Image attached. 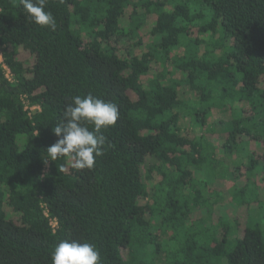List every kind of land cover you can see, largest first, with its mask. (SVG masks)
<instances>
[{"label":"trees","instance_id":"trees-1","mask_svg":"<svg viewBox=\"0 0 264 264\" xmlns=\"http://www.w3.org/2000/svg\"><path fill=\"white\" fill-rule=\"evenodd\" d=\"M45 10L54 32L0 0V264H51L64 239L101 264H264V0ZM89 93L118 105L111 147L92 170L46 160Z\"/></svg>","mask_w":264,"mask_h":264},{"label":"clouds","instance_id":"clouds-1","mask_svg":"<svg viewBox=\"0 0 264 264\" xmlns=\"http://www.w3.org/2000/svg\"><path fill=\"white\" fill-rule=\"evenodd\" d=\"M20 3L31 23L56 31V19L45 10L48 0H20ZM71 100L63 119L52 128L57 140L46 149V160L67 158L76 170H92L96 158L107 151L106 144L111 147L102 133L116 124L119 108L116 103L91 93L75 95ZM51 264H101V256L92 243L64 239L51 252Z\"/></svg>","mask_w":264,"mask_h":264},{"label":"built area","instance_id":"built-area-1","mask_svg":"<svg viewBox=\"0 0 264 264\" xmlns=\"http://www.w3.org/2000/svg\"><path fill=\"white\" fill-rule=\"evenodd\" d=\"M0 66L1 68L5 71V76L8 80L11 79V74L9 73L7 67L3 64V61H2V56H1V53H0ZM38 107H29L28 105L24 104V110H35L37 109ZM47 216V214H45ZM50 224L51 226L54 228L56 227V222L54 219H50Z\"/></svg>","mask_w":264,"mask_h":264},{"label":"rangeland","instance_id":"rangeland-1","mask_svg":"<svg viewBox=\"0 0 264 264\" xmlns=\"http://www.w3.org/2000/svg\"><path fill=\"white\" fill-rule=\"evenodd\" d=\"M21 58L24 59V58H28V57L25 56V55H23V54H21ZM181 124H182V126L188 127L189 122H188V120H184ZM25 140H26L25 137H21V138H20V140H19L20 147H22V146L24 145ZM254 147H255L254 144L249 143V148H250V149H253ZM218 148H220V146H218L217 149H218ZM220 156H221V155H220ZM226 162H227V161H226ZM258 182H259L258 185H259L261 188H264V180H260V181H258ZM222 183H223L224 186H225V182H222Z\"/></svg>","mask_w":264,"mask_h":264}]
</instances>
